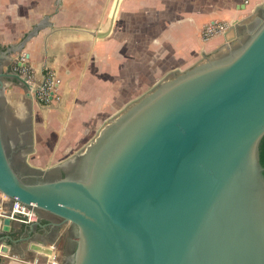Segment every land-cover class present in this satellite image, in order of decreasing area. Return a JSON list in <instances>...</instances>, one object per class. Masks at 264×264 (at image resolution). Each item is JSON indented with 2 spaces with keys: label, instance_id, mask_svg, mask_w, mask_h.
Here are the masks:
<instances>
[{
  "label": "water",
  "instance_id": "95a60500",
  "mask_svg": "<svg viewBox=\"0 0 264 264\" xmlns=\"http://www.w3.org/2000/svg\"><path fill=\"white\" fill-rule=\"evenodd\" d=\"M120 3L113 0L96 39L112 32ZM263 3L238 45L162 78L55 164L7 149L6 79L34 95L19 70H0V199L70 224L61 264H264ZM47 17L0 49V60L23 51ZM59 167L64 175L52 173ZM14 227L0 217L6 254L18 242ZM21 239L34 252L57 253L31 234Z\"/></svg>",
  "mask_w": 264,
  "mask_h": 264
},
{
  "label": "crops",
  "instance_id": "0c3cea01",
  "mask_svg": "<svg viewBox=\"0 0 264 264\" xmlns=\"http://www.w3.org/2000/svg\"><path fill=\"white\" fill-rule=\"evenodd\" d=\"M262 1L121 0L112 32L96 39L99 28L107 27L113 0H0V49L19 41L48 16L47 26L30 38L23 51L36 81L46 66L57 70L59 80L61 99L43 104L29 98L27 88L16 79H6L8 90L20 86L21 98L31 101L32 135L22 154L29 152L44 166L73 155L94 136L95 123L99 126L111 118L114 106L128 105L135 91L141 94L162 78L238 45L250 24L246 20ZM243 2L244 7L239 5ZM214 19L232 25L205 40L202 28ZM18 54L0 60V70H11ZM40 110L45 112L43 118ZM57 221L42 214L40 224L32 229L15 221L11 234H31L55 245L59 254V242L65 237L66 246L70 224L57 225ZM10 242L14 253L1 254L0 264H26L24 259L36 254L25 240Z\"/></svg>",
  "mask_w": 264,
  "mask_h": 264
},
{
  "label": "built area",
  "instance_id": "2783aa9c",
  "mask_svg": "<svg viewBox=\"0 0 264 264\" xmlns=\"http://www.w3.org/2000/svg\"><path fill=\"white\" fill-rule=\"evenodd\" d=\"M232 23L226 19H214L206 22L202 28V38L207 40L213 36L227 32ZM14 69L32 83L33 95L37 102L43 104H51L55 100L61 99V94L58 91V75L57 70L52 66L44 68L43 76L40 80L36 81L34 69L28 61V54L26 51L19 52L17 59L13 66ZM10 202L7 204V202ZM10 217L13 221H18L26 225L33 224L40 221L39 213L28 206L22 204L17 199H10L2 195L0 199V217ZM2 240H0V255L6 254L1 250ZM54 246V245H53ZM26 264H61V258L58 253L45 254L36 252L30 258H25Z\"/></svg>",
  "mask_w": 264,
  "mask_h": 264
},
{
  "label": "rangeland",
  "instance_id": "374dc122",
  "mask_svg": "<svg viewBox=\"0 0 264 264\" xmlns=\"http://www.w3.org/2000/svg\"><path fill=\"white\" fill-rule=\"evenodd\" d=\"M256 16H258L257 10L250 17H248V19L246 20V22L253 23V20L256 18ZM244 31H245V29H244ZM22 92H23V89L20 86L14 88L13 90H8L7 87L3 88L2 96H1V106H2V110H3L2 111V115H3L2 116V127H4L5 129H7V127H8L7 125L9 124L8 121H9L10 116L12 117V120L20 121V120L27 119L25 117L31 115V111H32L31 101H29V99H26V96H24L23 98H21ZM139 93L140 92L138 90L135 91L134 92V96L136 97ZM129 103H131V101ZM22 105H23V107H24L25 110H23ZM126 107H127V105L124 106V107H115L114 106V114L118 113L119 111H122ZM44 114H45L44 110H40V116H41V118H43L45 116ZM101 125L97 126L96 123H95V125L93 126V130L91 132H93L94 135H95ZM94 131H96V132H94ZM11 141L13 143L16 142L15 139H12ZM22 152H23V150H21V153ZM66 159H63V160H66ZM30 161L33 164H37V165H40V166H44V163L38 164L35 161V159H33L32 157H30ZM49 162L50 163H55V161L53 159H49ZM56 163H57V161H56ZM64 243H65V237H63L60 240V242H59V255L61 257H64V254H65V246H64Z\"/></svg>",
  "mask_w": 264,
  "mask_h": 264
},
{
  "label": "flooded vegetation",
  "instance_id": "af4514ba",
  "mask_svg": "<svg viewBox=\"0 0 264 264\" xmlns=\"http://www.w3.org/2000/svg\"><path fill=\"white\" fill-rule=\"evenodd\" d=\"M25 118H27V119L17 121V120H12V117L10 116L9 121H8L9 124L7 125L8 126L7 129L2 127L4 136L6 138L7 149L9 151L14 150V145L21 147V148H24L26 145H28L26 142L29 141V139L31 138V135H32V124H31V120H30V118H32V117L26 116ZM21 136H24L23 141L20 140ZM12 139H15L16 142H14V143L12 142L13 144L12 143L10 144ZM21 148L17 152L16 159H21V156H20ZM20 165L24 167L23 163H21ZM52 173L58 174V175H64V169L59 167V168L53 169ZM23 237H26V235H23L22 237H16L15 239H17L18 242H20V241H22L21 238H23ZM19 239H21V240H19ZM18 242H16V243H18Z\"/></svg>",
  "mask_w": 264,
  "mask_h": 264
},
{
  "label": "trees",
  "instance_id": "16d2710c",
  "mask_svg": "<svg viewBox=\"0 0 264 264\" xmlns=\"http://www.w3.org/2000/svg\"><path fill=\"white\" fill-rule=\"evenodd\" d=\"M13 237H14V238L18 237V234H17V233H16V235L14 234Z\"/></svg>",
  "mask_w": 264,
  "mask_h": 264
},
{
  "label": "bare ground",
  "instance_id": "6f19581e",
  "mask_svg": "<svg viewBox=\"0 0 264 264\" xmlns=\"http://www.w3.org/2000/svg\"><path fill=\"white\" fill-rule=\"evenodd\" d=\"M25 50V49H24Z\"/></svg>",
  "mask_w": 264,
  "mask_h": 264
}]
</instances>
